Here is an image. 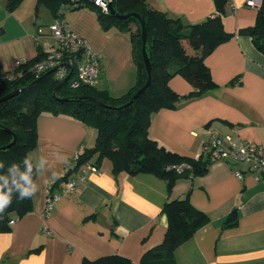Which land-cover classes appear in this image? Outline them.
Listing matches in <instances>:
<instances>
[{
	"label": "crops",
	"instance_id": "1",
	"mask_svg": "<svg viewBox=\"0 0 264 264\" xmlns=\"http://www.w3.org/2000/svg\"><path fill=\"white\" fill-rule=\"evenodd\" d=\"M36 2L23 0L9 11L6 0H0V68L4 72L13 71L17 60L39 61L54 44L48 26L56 17L45 5L36 10ZM147 3L185 25L202 22L216 12L214 0ZM256 13L245 0L227 3L222 24L231 37L204 59L216 86L182 100L175 108L151 114L148 135L160 146L204 159L207 155L201 154V148L213 131L264 149V54L249 35L240 32L255 23ZM62 20L100 54L97 89L113 97L125 94L136 80L129 34L115 27L102 30L94 8L69 10ZM168 84L179 95L193 90L181 75ZM36 130L37 143L31 151L36 176L31 187L37 191L32 195V210L14 219L9 231L0 232V264H82L84 259L109 254L140 264L143 254L164 238L167 219L161 207L169 199L180 198H188L208 219L176 249L175 264H264V178L255 180L243 163L209 160L206 172L180 176L169 190L166 180L152 174H114L111 161L105 158L72 193L54 202L46 219L52 231L48 235L41 230L46 186L63 175L66 161L80 148L94 145L96 129L68 115L43 112L37 117ZM233 168L243 172L242 178L232 174ZM63 186L60 182L54 189ZM232 212L238 219L225 227Z\"/></svg>",
	"mask_w": 264,
	"mask_h": 264
},
{
	"label": "trees",
	"instance_id": "2",
	"mask_svg": "<svg viewBox=\"0 0 264 264\" xmlns=\"http://www.w3.org/2000/svg\"><path fill=\"white\" fill-rule=\"evenodd\" d=\"M22 1L6 0V8L13 11ZM147 1H110L119 15L137 13L146 29L151 81L127 104L147 78L141 53L139 20L133 16L120 18L110 11L104 13L90 0H37L36 10L40 5H45L59 20L69 10L94 8L102 30L115 27L129 34L136 64V80L125 94L113 97L97 87H71L67 81L57 80L54 72L36 75L33 70L36 62L25 61L15 68L16 72L22 73L21 76L0 82V97L25 87L17 95L0 102V193L9 198L0 211V232L9 231L10 220L32 210V196L21 199L22 188L31 187L36 176L31 151L37 143L36 120L43 112L68 115L96 129L94 145L83 148L72 169L53 180L55 192L59 191L54 189L55 186L65 182L81 165L90 162L98 166L105 158L111 161L114 174H152L166 180L169 190L180 176L206 172L208 158L195 159L171 152L149 137L148 128L151 114L156 110L175 108L182 100L199 96L216 86L204 59L217 45L231 37L222 24V15L230 0H214L215 14L202 22L189 25L169 17L159 9L150 8ZM240 32L249 35L254 47L264 54V0L257 9L255 23L240 29ZM175 75L184 77L193 90L186 95L174 92L168 82ZM179 166L181 170H177ZM24 174L30 183L22 179ZM161 213L167 219L164 238L143 254L140 264H175L176 249L187 242L208 219L188 198L167 200L161 207ZM237 219L235 212L230 213L224 226L234 225ZM82 264L131 263L124 257L109 254L93 260L84 259Z\"/></svg>",
	"mask_w": 264,
	"mask_h": 264
},
{
	"label": "built area",
	"instance_id": "3",
	"mask_svg": "<svg viewBox=\"0 0 264 264\" xmlns=\"http://www.w3.org/2000/svg\"><path fill=\"white\" fill-rule=\"evenodd\" d=\"M95 6L104 12H109L111 0H90ZM262 0H245V5L257 10L261 6ZM49 33L54 39V44L48 46L44 57L37 61L33 70L36 75L44 72H54V77L60 82L67 81L71 87L86 85L97 87L100 82L101 56L95 52L85 39L73 32L64 20L55 19L48 26ZM24 61L17 60L16 67ZM21 72L16 69L4 72L0 68V82L13 80L21 76ZM82 148L74 154L72 160L66 161L64 172L68 173L76 162ZM201 154H206L209 160H219L231 164L243 163L248 167V171L253 173L254 179L264 178V149L261 145L248 141H238L232 135H219L209 131L208 141L202 146ZM177 170H181V166ZM97 166L86 162L79 169L68 176L64 186L58 192L53 190V180L47 184L45 190V202L43 209V220L41 230L48 235L52 231L46 219L50 215L54 202L61 196L74 191L75 187L85 181L87 174L96 172ZM232 174L237 178H242L243 172L238 168L232 169ZM14 220H10L12 224Z\"/></svg>",
	"mask_w": 264,
	"mask_h": 264
},
{
	"label": "water",
	"instance_id": "4",
	"mask_svg": "<svg viewBox=\"0 0 264 264\" xmlns=\"http://www.w3.org/2000/svg\"><path fill=\"white\" fill-rule=\"evenodd\" d=\"M109 11L111 14H115L117 15L118 17L120 18H128L130 16H133L135 18H137L141 24V39H142V47H141V53H142V59H143V63H144V66H145V70H146V74H147V78H146V82L145 84L140 88L138 89L134 94L133 96L131 97V99L127 102V104L131 103L132 100L137 97L139 95V93L141 91H143L147 86L148 84L150 83L151 81V65H150V60L148 58V55H147V52H146V29H145V26H144V23L142 21V19H140L139 15L135 12H130V13H127V14H117L116 11L113 9L112 5L110 4L109 5ZM61 83L58 84V86L60 85ZM25 87H21V88H18V89H15L11 92H9L8 94L0 97V102L1 101H4L12 96H15L17 95L20 91H22ZM96 100V99H95ZM98 101V100H97ZM99 102V101H98ZM100 104L104 105L103 103L99 102Z\"/></svg>",
	"mask_w": 264,
	"mask_h": 264
},
{
	"label": "clouds",
	"instance_id": "5",
	"mask_svg": "<svg viewBox=\"0 0 264 264\" xmlns=\"http://www.w3.org/2000/svg\"><path fill=\"white\" fill-rule=\"evenodd\" d=\"M22 179L25 180L27 183H30L29 178L26 174H24L22 176ZM36 189L34 187H28V186H24L22 188V197L21 199H23V197H31L32 195H34L36 193ZM8 196L0 193V211L3 210V207L8 203Z\"/></svg>",
	"mask_w": 264,
	"mask_h": 264
}]
</instances>
